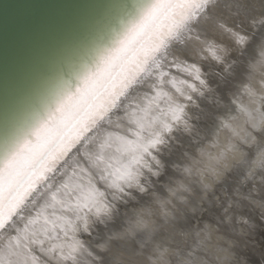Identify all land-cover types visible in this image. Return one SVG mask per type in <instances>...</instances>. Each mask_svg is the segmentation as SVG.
Returning <instances> with one entry per match:
<instances>
[{
    "label": "bare ground",
    "instance_id": "6f19581e",
    "mask_svg": "<svg viewBox=\"0 0 264 264\" xmlns=\"http://www.w3.org/2000/svg\"><path fill=\"white\" fill-rule=\"evenodd\" d=\"M174 20H178L179 27L168 36ZM152 35V48L165 42L157 53L149 51V57H138L139 63L148 62L143 73L122 78L114 92L101 99L102 106L87 125V130L93 127L92 131L55 149L41 169L45 172L56 167L53 173L33 185L26 194L27 201L16 206L13 201L5 209L15 206L13 218L0 232V264H12L14 257L24 258L21 240L42 241L30 244L33 264H109L102 249L111 239L109 235L105 241L106 234L102 235L106 227L110 230L118 223L122 204L140 199V192L153 185L152 177L165 172L166 157L178 144L192 145L184 142V135L191 136L193 144L213 137L228 120L226 113L240 109V92L249 89L248 71L253 64L249 60L264 57V0H184L183 7ZM172 64L177 67L171 68ZM164 68H169L170 74H164ZM137 69L134 65L129 72ZM224 86L229 96H220ZM85 159L91 162V171L81 163ZM3 202L1 198L0 210ZM161 227L167 231L159 234L162 247L180 240L183 232L179 227ZM119 244L122 252L129 246L123 241ZM144 257H137L136 264H147Z\"/></svg>",
    "mask_w": 264,
    "mask_h": 264
},
{
    "label": "water",
    "instance_id": "95a60500",
    "mask_svg": "<svg viewBox=\"0 0 264 264\" xmlns=\"http://www.w3.org/2000/svg\"><path fill=\"white\" fill-rule=\"evenodd\" d=\"M183 1L0 0V232L56 169L41 172L51 153L91 132L101 99L143 73L138 57L161 49L152 34Z\"/></svg>",
    "mask_w": 264,
    "mask_h": 264
},
{
    "label": "rangeland",
    "instance_id": "374dc122",
    "mask_svg": "<svg viewBox=\"0 0 264 264\" xmlns=\"http://www.w3.org/2000/svg\"><path fill=\"white\" fill-rule=\"evenodd\" d=\"M260 59L261 61H259ZM260 59L249 60V64L253 63L248 71L249 89L245 88L246 91L242 90L240 92V94L242 93L240 95L242 99L240 109L237 112L228 111L226 113H229L226 115V120H230H227L228 122L226 121L221 126L222 129L220 128L213 137H208L202 141L198 139L194 144L190 139L191 136L184 135V142L192 144L188 145L191 149L187 145H184V147L182 144H178L179 146L174 150V153L166 157L165 172L158 177H152L151 184L153 185H149V188L140 192V201L131 200L122 204V215L119 217L118 223L114 224L112 229L110 228L112 231L109 230V227H106V233L103 231L102 236L104 237V234H106L105 241L106 239L108 240L109 235L111 239L110 241L108 240L109 244L105 243V249H102L105 261L109 264H136L137 257L145 256L147 264H150L148 256L155 255V250L158 247L164 248L166 246L162 247V239L159 234L161 232L167 233V231L161 226L174 225L179 227L183 233L180 235V240L176 242L177 244L170 243L167 245L170 250H179L183 254L187 250L195 248L198 250L199 255L207 253L208 258L212 260V264H257V261L260 262L259 264H264V184H257L256 188H253L254 180L249 179L247 175L249 169H251V160L255 151L264 147V107L261 106L264 105V57H260ZM221 75L223 74L220 73L219 76ZM230 94V91L224 86L220 96H229ZM236 95L233 94L235 97ZM215 115L218 116V113L216 112ZM254 129H260V131L254 134ZM201 148L205 150L204 153ZM186 150L187 152H185ZM190 155L191 157H189ZM233 155L240 162L236 163L231 168V171H228L225 168V162L234 157ZM207 159L209 160L206 161ZM173 169L176 170L178 175ZM168 171H172V173H168ZM168 175L171 176L170 179ZM166 178H168V181ZM165 183H169L170 186ZM154 184H156L155 187ZM153 203H156V205ZM145 213L146 216H144ZM149 217L150 219H148ZM191 218L192 220H190ZM122 220H124V223ZM125 220L127 221L125 222ZM109 231L111 233L107 234ZM121 241L128 243L130 246L124 248L125 252L119 250ZM225 249L228 251H225ZM173 258L175 259V257Z\"/></svg>",
    "mask_w": 264,
    "mask_h": 264
},
{
    "label": "clouds",
    "instance_id": "9594fccd",
    "mask_svg": "<svg viewBox=\"0 0 264 264\" xmlns=\"http://www.w3.org/2000/svg\"><path fill=\"white\" fill-rule=\"evenodd\" d=\"M170 67L176 68L177 65L172 64ZM162 72L164 74H170L169 68L162 69ZM258 131H260V129L253 130L254 134ZM239 162L240 161L236 160L235 157H232L230 160H226L225 168L228 171H231V168ZM81 163L85 168L91 171L92 164L89 160L85 159L81 161ZM247 175L249 179L254 180V188H256L257 184H264V147H261L258 151H255L251 160V169ZM101 179H103V177H101ZM32 243H42V241L29 240L27 243H25L24 240H21L25 256L19 260H16L14 257L12 264H33L31 256L34 254L31 252L30 247V244ZM155 252V255L148 256L150 264H212V260L208 258L207 253L199 255L198 250L195 248L189 249L182 254L179 250H170L167 246H165L164 248L158 247ZM173 257H175V259Z\"/></svg>",
    "mask_w": 264,
    "mask_h": 264
},
{
    "label": "snow or ice",
    "instance_id": "6c2138e0",
    "mask_svg": "<svg viewBox=\"0 0 264 264\" xmlns=\"http://www.w3.org/2000/svg\"><path fill=\"white\" fill-rule=\"evenodd\" d=\"M40 136H41V134H40ZM40 136H39V138H40Z\"/></svg>",
    "mask_w": 264,
    "mask_h": 264
}]
</instances>
